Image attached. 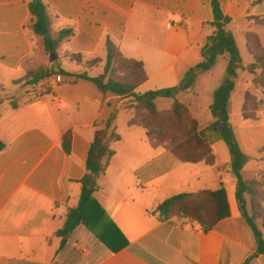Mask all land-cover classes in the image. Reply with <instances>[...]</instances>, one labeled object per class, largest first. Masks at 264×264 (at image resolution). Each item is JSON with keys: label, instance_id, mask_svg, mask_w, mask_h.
I'll return each mask as SVG.
<instances>
[{"label": "crops", "instance_id": "obj_1", "mask_svg": "<svg viewBox=\"0 0 264 264\" xmlns=\"http://www.w3.org/2000/svg\"><path fill=\"white\" fill-rule=\"evenodd\" d=\"M31 1L0 0V141L6 145L0 152V264H155L138 254V248L159 264H245L256 253V239L238 209L236 186H226L229 175L233 176L231 158L225 143L209 130L215 122L213 101L207 99L204 105L198 90L202 81L214 98L227 70L228 56L219 57L210 71L200 75L192 91L176 96H183L180 102L210 140L213 165L181 162L167 149L153 146L143 127L129 126L131 111L119 112L116 124L121 140L112 144L115 156L95 193L115 226L110 229L119 240L113 237L114 250L84 226L77 227L63 249L56 233L64 227L69 211L79 205L80 181L87 173L95 125L110 117L121 97L103 95L92 83L63 76L61 82L56 76L38 85H26L27 74L40 68L88 71L89 75L96 69L100 72L97 76L101 75L110 39L124 57L144 63L148 80L137 93L175 87L203 61L202 48L214 32L210 25L212 0H41L47 6L54 37L63 30H73V36L61 43L54 61L49 60L52 54L47 55L42 38L32 29ZM220 3L224 15L231 19L229 29L244 66L229 102L235 135L249 158L242 175L255 170L259 174L253 180H260L264 173V103L257 121L244 119L242 110L246 93L264 100L247 70L255 62L247 35L255 34L264 48V0ZM72 55L82 56L83 62L72 61ZM220 58L222 66L217 64ZM93 60L100 63L89 69L86 63ZM68 64L71 71L65 69ZM246 73L251 78H246ZM48 82L51 90L42 92ZM124 113L129 119L121 127ZM67 133L71 134L70 153L62 144ZM222 184L231 215L209 233L197 223L178 218L161 222L154 214L171 197L216 190ZM118 234L130 247H121ZM249 264H264V254Z\"/></svg>", "mask_w": 264, "mask_h": 264}, {"label": "trees", "instance_id": "obj_2", "mask_svg": "<svg viewBox=\"0 0 264 264\" xmlns=\"http://www.w3.org/2000/svg\"><path fill=\"white\" fill-rule=\"evenodd\" d=\"M29 9L32 29L42 38L45 52L49 56L56 54L61 43L73 36V30H63L54 37L47 6L41 0H32ZM212 11L213 21L210 25L214 28V32L202 48L203 61L192 67L181 83L175 87L143 94L137 93L136 89L148 80L144 63L124 57L110 39L106 43L107 59L104 70L99 76L92 77L88 71L69 73L62 69L49 68H40L27 74L26 85L28 86L38 85L53 76H63L92 83L103 95L112 94L121 97L119 106L110 117L95 125V137L86 161L87 173L80 181L82 188L79 205L69 211L64 227L56 233L62 240L61 249L66 246L68 238L77 227L84 226L94 233L96 239L110 250H114L111 243L115 236L110 230L113 225L96 200L95 193L99 190V179L105 175L115 156L112 144L121 140L116 123L122 109L132 112L129 126L143 127L147 132L148 141L153 146L167 149L183 163L214 164L215 155L210 140L200 131L199 123L191 117L188 107L178 101L176 96L181 92L192 91L200 75L210 71L219 57L228 56L227 75L221 86L214 92L211 113L215 122L210 125L209 130L228 148L231 158L230 169L236 180L235 197L238 209L256 239V253L245 264H249L258 255L264 254V221L261 220L259 224V220L264 219V173L260 180L243 178L242 171L249 158L241 150L229 114L230 98L235 90L238 73L244 69L243 61L233 33L229 29L231 19L224 15L220 0H212ZM247 46L255 61L247 70L253 75V84L262 90L264 96V48L255 34L247 35ZM69 58L79 64L83 62L80 55H72ZM99 63V60H93L87 62L86 66L92 69ZM161 98L174 100L172 107L167 110L169 116L166 118L162 115L164 112L159 111L156 106V101ZM263 103L264 100L246 93L242 110L243 118L257 121V114ZM62 144L64 150L70 153V133L63 137ZM5 148L6 145L0 141V152ZM154 214L161 222L170 221L172 218L186 219L187 222L197 223L204 233H209L217 227L219 222L231 215L227 189L222 184L216 190L176 195L161 203ZM119 237L120 242L123 243L121 247H130L121 235ZM115 241L119 242L116 237ZM136 251L149 261L159 264L139 248Z\"/></svg>", "mask_w": 264, "mask_h": 264}, {"label": "rangeland", "instance_id": "obj_3", "mask_svg": "<svg viewBox=\"0 0 264 264\" xmlns=\"http://www.w3.org/2000/svg\"><path fill=\"white\" fill-rule=\"evenodd\" d=\"M49 60H51V56H50V58H49ZM217 62V61H216ZM223 59H219L218 60V63L217 64H219V66H222V64H223ZM216 64V63H215ZM225 64V63H224ZM65 69H67L68 71H71V69H72V67H71V65L70 64H68V65H66L65 66ZM216 77H218V74H219V72H220V68L218 67L217 69H216ZM100 72H98L96 69H94L92 72H90V75H92V76H97L98 74H99ZM226 70H225V74L222 76V79H221V82H219L220 84H219V86L223 83V81H224V79H225V77H226ZM246 78H251V75L249 74V73H246ZM52 78H56V76H53ZM196 82H197V80L195 81V84H194V87H195V85H196ZM243 82V81H242ZM21 90H22V92L24 93V91H25V89L24 88H21ZM198 90H199V92L201 93V102L205 105L206 104V102H207V99H210L211 101H213V95H209V93L208 92H206L205 91V87H204V85H203V83H202V81H200L199 82V84H198ZM252 91L255 93V94H257L258 96H261V92H260V90L259 89H256L255 87H253L252 86ZM13 94V96H15V97H17V94L16 93H12ZM183 96L182 97H178L177 98V100L178 101H183ZM173 103H174V100L173 99H169V98H162V99H160L159 101H158V103H156V106H157V108L158 109H160V111L161 112H164L162 115L164 116V118H166V117H168L169 116V113L167 112V110H169L168 108L169 107H171L172 105H173ZM208 116H211L210 115V113H209V115ZM128 119H129V114L128 113H124V115H123V117H121V119H120V125H121V127H125L126 125H127V121H128ZM204 119V118H203ZM258 174H259V172H257V171H253V170H250V171H247V172H244L243 173V178L245 179V180H253V179H256V177L258 176ZM232 182V183H231ZM226 186L230 189L231 187H233L234 189H235V186H236V183H235V179H234V177L232 176V175H229V177H228V181H227V184H226ZM180 221H187L186 219H179ZM261 220H263L264 221V219L262 218V219H260L259 220V224H261ZM264 229V228H263ZM76 264H86L84 261H79L78 263H76Z\"/></svg>", "mask_w": 264, "mask_h": 264}, {"label": "built area", "instance_id": "obj_4", "mask_svg": "<svg viewBox=\"0 0 264 264\" xmlns=\"http://www.w3.org/2000/svg\"><path fill=\"white\" fill-rule=\"evenodd\" d=\"M57 82H61L62 81V78L61 76H57L56 78ZM51 84L50 82H48L43 88H42V92H48L49 90H51Z\"/></svg>", "mask_w": 264, "mask_h": 264}, {"label": "water", "instance_id": "obj_5", "mask_svg": "<svg viewBox=\"0 0 264 264\" xmlns=\"http://www.w3.org/2000/svg\"><path fill=\"white\" fill-rule=\"evenodd\" d=\"M55 59H56L55 54H52V55H51V60L54 61Z\"/></svg>", "mask_w": 264, "mask_h": 264}]
</instances>
